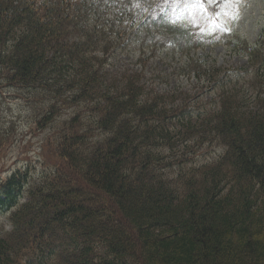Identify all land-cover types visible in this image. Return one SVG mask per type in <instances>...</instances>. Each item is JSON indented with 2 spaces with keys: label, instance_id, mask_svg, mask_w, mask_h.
Masks as SVG:
<instances>
[{
  "label": "trees",
  "instance_id": "trees-1",
  "mask_svg": "<svg viewBox=\"0 0 264 264\" xmlns=\"http://www.w3.org/2000/svg\"><path fill=\"white\" fill-rule=\"evenodd\" d=\"M121 1L133 2L0 0V93L26 103L30 129L59 135L53 165L0 179V264H264V107L245 111L233 90L210 108L147 90L111 37L152 47L138 32L151 17L118 27ZM151 26L173 32L163 17ZM195 62L183 74L201 78ZM69 103L88 113L66 123Z\"/></svg>",
  "mask_w": 264,
  "mask_h": 264
},
{
  "label": "rangeland",
  "instance_id": "rangeland-1",
  "mask_svg": "<svg viewBox=\"0 0 264 264\" xmlns=\"http://www.w3.org/2000/svg\"><path fill=\"white\" fill-rule=\"evenodd\" d=\"M163 1L179 8V11L176 9L175 13L171 12L173 18L171 20L175 26L173 38L181 40L158 48L156 46L162 45V40L154 37L151 44L155 47V55L153 53L140 55L133 45L125 49L121 46L124 42L112 36L111 40L120 44L117 47V44L112 43L116 59L119 61L118 66L125 67L120 64L130 62L134 65V70L143 72L145 78L143 82L147 90H152L154 94L175 92L176 96L179 95L177 101L184 107H189L196 99L195 103L199 101L201 105L209 108L213 104L215 106L218 95L223 90L235 91L240 97L242 108L247 112L264 107V0H249L248 3L247 0H240L238 4H227L224 0H213L209 3L207 0L214 19L205 16L200 8L187 7L186 4L191 0H172V3H169V0ZM149 2L150 0H133L132 4H126L121 1L120 9L122 11L127 9L129 12L127 16L123 15L116 20L118 27L126 28L134 23L127 29L129 32L136 31L139 24L137 22L142 17L140 10L148 6ZM236 16L238 18H235ZM138 32L144 40L149 39L147 27L144 26ZM97 35L103 36L99 32ZM128 35L130 34L125 35L124 40ZM186 41L197 43L188 48L184 46ZM245 45L250 49L260 48V57L255 60L250 58L244 50ZM168 49H172L176 54L168 55L167 52H171ZM145 55L148 59L140 62ZM194 59H198L203 68L207 69V74H203L201 78L194 71L190 74L179 72L190 69L192 66L189 63ZM212 73L219 74L213 77ZM225 74L227 77L224 81L225 86L217 87V80L222 79ZM217 83L221 85L220 82ZM71 93L73 92H64L62 97ZM7 96L10 99L4 100ZM20 108L25 111L26 103L13 99L9 92L0 93V111L9 119L8 126H11V119L14 122L12 132L3 133L6 139L0 145V179L6 178L16 169L27 168L28 165L36 167L37 172L33 173L35 177L46 165H53L56 155L59 138L57 130L56 140L52 142L55 135L49 129L29 128L18 110ZM79 110L88 113L84 105L74 106L69 103L66 108H62L61 119L68 116L65 121L70 124L75 112ZM178 120L175 114L173 122ZM55 125L59 128L63 124ZM98 134V130L92 132L89 135V142L99 140ZM46 139H49V143ZM176 151L177 149L174 150ZM6 228H9V225ZM133 245L140 246L137 239ZM140 248L145 246L142 245L136 250L140 251ZM25 260L22 257L19 264H24Z\"/></svg>",
  "mask_w": 264,
  "mask_h": 264
},
{
  "label": "snow or ice",
  "instance_id": "snow-or-ice-1",
  "mask_svg": "<svg viewBox=\"0 0 264 264\" xmlns=\"http://www.w3.org/2000/svg\"><path fill=\"white\" fill-rule=\"evenodd\" d=\"M209 3H212L213 0H208ZM225 3L227 4H231V3H239L240 0H224ZM169 3H172V0H169ZM187 7L190 8H200V10L203 12L205 11L203 8V4H202V0H191L190 3L186 4ZM172 11L175 13L176 12V5H174L172 7ZM235 18H238V16H236Z\"/></svg>",
  "mask_w": 264,
  "mask_h": 264
},
{
  "label": "bare ground",
  "instance_id": "bare-ground-1",
  "mask_svg": "<svg viewBox=\"0 0 264 264\" xmlns=\"http://www.w3.org/2000/svg\"><path fill=\"white\" fill-rule=\"evenodd\" d=\"M10 227V226H9Z\"/></svg>",
  "mask_w": 264,
  "mask_h": 264
}]
</instances>
